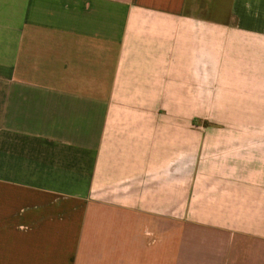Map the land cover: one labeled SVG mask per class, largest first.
I'll list each match as a JSON object with an SVG mask.
<instances>
[{"label": "crops", "instance_id": "obj_1", "mask_svg": "<svg viewBox=\"0 0 264 264\" xmlns=\"http://www.w3.org/2000/svg\"><path fill=\"white\" fill-rule=\"evenodd\" d=\"M0 264H264V0H0Z\"/></svg>", "mask_w": 264, "mask_h": 264}, {"label": "rangeland", "instance_id": "obj_2", "mask_svg": "<svg viewBox=\"0 0 264 264\" xmlns=\"http://www.w3.org/2000/svg\"><path fill=\"white\" fill-rule=\"evenodd\" d=\"M208 106V107H207ZM209 108V103H198V113H206L205 111H207ZM211 122V119L209 116H205V117H198V125H209Z\"/></svg>", "mask_w": 264, "mask_h": 264}]
</instances>
